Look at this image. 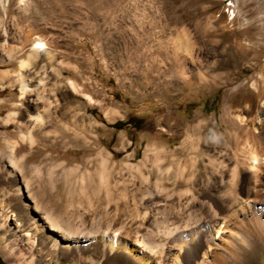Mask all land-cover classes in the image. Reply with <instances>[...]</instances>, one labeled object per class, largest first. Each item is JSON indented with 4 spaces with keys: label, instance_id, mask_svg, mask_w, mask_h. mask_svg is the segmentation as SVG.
<instances>
[{
    "label": "rangeland",
    "instance_id": "374dc122",
    "mask_svg": "<svg viewBox=\"0 0 264 264\" xmlns=\"http://www.w3.org/2000/svg\"><path fill=\"white\" fill-rule=\"evenodd\" d=\"M42 1L0 0L5 264H141L107 248L103 233L147 264L168 261L172 243L181 244L180 264H195L203 249L216 264H231L219 260L231 249L225 233L215 236L222 249L198 237L225 214L230 229L257 234L248 264H264V0H63L53 10ZM36 41L44 49L20 68ZM211 127L218 141L206 139ZM25 179L35 199L17 193ZM236 199L249 205L233 214ZM24 202L51 206L92 237L71 250L44 247L53 232L43 211ZM28 209L36 217L26 235L31 250L9 219L13 211L23 222Z\"/></svg>",
    "mask_w": 264,
    "mask_h": 264
},
{
    "label": "bare ground",
    "instance_id": "6f19581e",
    "mask_svg": "<svg viewBox=\"0 0 264 264\" xmlns=\"http://www.w3.org/2000/svg\"><path fill=\"white\" fill-rule=\"evenodd\" d=\"M88 1L92 2V3H100L101 6H109L108 2L110 0L109 1L108 0L107 1H105V0H102V1H100V0H88ZM65 5H66V2L63 0L61 2H56V0H48L46 2L42 1V7L44 6L48 10H51V9L53 10L54 7H62V6L65 7ZM100 5H98V6H100ZM38 48L44 49L43 42H41V41L35 42V45L31 49V53H29V56L27 57V59L25 58V59H21L19 61V67L20 68L25 69V68H28L29 65H31L29 60L31 58L33 60L34 58H37V56H39L40 52L38 51L39 50ZM44 53L47 55V57L49 59L51 58L50 51H47L45 49ZM20 84H21V89H27L29 87V86L26 87L27 84L24 80H21ZM261 96H262V89H259L256 93V97H261ZM262 103L264 104V102H262ZM230 108H231V104H229L228 107L224 108V112L229 114ZM250 108H251V105L248 104L247 110L249 112L251 111ZM38 117L39 116L36 115L35 122L33 124H38V121L40 120ZM201 121L202 120L200 118H198L196 120V122L194 124L196 131L200 130ZM228 122H230L231 124L235 123L231 116H229ZM239 122H241V123L235 124V127L237 129H239L240 131H242V126H243L242 122L243 121L241 120ZM205 134H206V136H205L206 139H209L211 141H218V139H219V136H218L219 134H217L215 129H213L212 127ZM28 138H29L28 140L30 142L32 138L30 136ZM253 158L256 159L255 156ZM7 161L9 163V165L11 166L12 170L16 171L18 174L20 173L24 177L23 165H21L22 163H20L19 160H15V158H13V156L9 155V156H7ZM23 181H24V188L25 189H23L22 187H20L17 184L15 186L17 193L24 194V192H26L27 196H29L31 199H35V195H34L33 191L30 190L29 181L26 179ZM234 201L236 203V205L234 204L236 206V208L232 209L233 214L241 212L243 208H246L249 205L248 202L242 203V201L240 202L237 199ZM34 202H35V200H34ZM36 203L37 202H35V204ZM23 205L31 208L34 211H35V209H39V210L43 211V216L41 217V219L46 223L47 229L53 232V233H50L49 236L44 238V241H45V243H43L44 247L53 248V249L64 248L66 250H71L73 248H77L79 245H83V242H88L89 239L92 237L89 233L84 232V230L82 229L81 226L73 225L74 223L71 224V223H67L65 221L63 222L62 219H60L57 214H54L53 210L51 209V206H47V205H43V204H39V203L37 205H34L33 203L29 204L27 202H24ZM10 215H11V218L9 216V219H13L15 221L17 220L16 221L17 222V224H16L17 228L14 231H16L18 234L12 233L14 238L18 239V241H20L21 244H23V245L26 244L27 248L29 250H31L32 246H33V241L28 239V237H26V235L28 234L29 228H33L34 231L36 230V223H35L36 217H34L32 215V212L30 209L27 210V214H26L27 218H25L26 220H24L21 223H20V217L18 214L13 213V211H10ZM228 215L227 214L222 215V216L220 215V216L214 218L215 220L212 221L211 223H207L205 226L200 228L201 230H199L200 234L198 236L199 241H201V242L207 241L208 243L214 245L215 247L222 249V246L219 243L215 242V236L221 237V234L225 233L227 235V237L229 238L228 245L231 249H229L230 251L224 250L223 251L224 253L221 252L222 254H220L219 260H221V262L222 261H227V262L230 261L231 264L232 263L234 264L235 262L236 263L241 262L242 264H248L250 257H251V254L254 251V249L252 248V246L250 244V242H252L250 239H253L255 237V235H257V234H255V232H253V230L251 232L249 230V228L243 224L244 222L242 223L244 226L242 227L241 232H237V231L230 229L228 227V224H227V220H229V219H226L229 217ZM69 218L70 217H68V219ZM252 223H254L255 227L257 226V227H259V229L262 228L260 224L256 223V220L255 221L253 220ZM30 230H32V229H30ZM22 231L24 233H22ZM165 231H167V233L170 232L169 229H167ZM20 232H21V235L19 234ZM197 232L198 231L193 232L191 230V232L187 236L190 238V240H193L194 237H196L194 235L197 234ZM164 233H166V232H164ZM103 234L100 235V241L102 243H104L107 246V248L111 249L114 246L118 249L124 250L128 254H131L136 260H139L141 262V264H147L145 261L141 260L139 255H137L138 250L136 248H132L130 246L120 244L117 240L114 239V237L111 234H109L107 236L105 235L106 237ZM164 235H166V234H164ZM21 237H23V238H21ZM144 244L145 245H152V247H153V244H155V241L153 239H147L144 242ZM173 246L175 247V254H173V256L168 261H163L161 258V260H158V261L156 260L157 263H159V264H180L179 253L181 251V244L172 243V248H173ZM149 247H151V246H149ZM208 254H209V252L206 249L201 250L198 253L199 258H196L197 260L195 261V264H216L215 261L209 260L210 258L208 259V257H209Z\"/></svg>",
    "mask_w": 264,
    "mask_h": 264
},
{
    "label": "trees",
    "instance_id": "16d2710c",
    "mask_svg": "<svg viewBox=\"0 0 264 264\" xmlns=\"http://www.w3.org/2000/svg\"><path fill=\"white\" fill-rule=\"evenodd\" d=\"M121 122L120 121H116V122H114L113 124H112V126L113 127H115V128H117V129H119V128H121ZM0 264H5V262L0 258Z\"/></svg>",
    "mask_w": 264,
    "mask_h": 264
}]
</instances>
